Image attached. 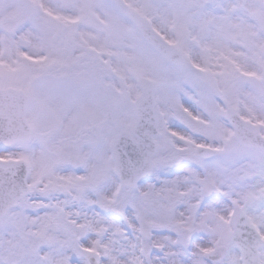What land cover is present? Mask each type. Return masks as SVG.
<instances>
[{
    "label": "snow or ice",
    "instance_id": "1",
    "mask_svg": "<svg viewBox=\"0 0 264 264\" xmlns=\"http://www.w3.org/2000/svg\"><path fill=\"white\" fill-rule=\"evenodd\" d=\"M0 264H264V0H0Z\"/></svg>",
    "mask_w": 264,
    "mask_h": 264
}]
</instances>
